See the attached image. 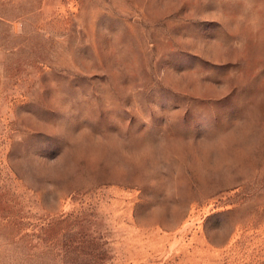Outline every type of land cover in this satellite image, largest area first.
I'll use <instances>...</instances> for the list:
<instances>
[{"label":"rangeland","instance_id":"obj_1","mask_svg":"<svg viewBox=\"0 0 264 264\" xmlns=\"http://www.w3.org/2000/svg\"><path fill=\"white\" fill-rule=\"evenodd\" d=\"M0 264H264V0H0Z\"/></svg>","mask_w":264,"mask_h":264},{"label":"crops","instance_id":"obj_2","mask_svg":"<svg viewBox=\"0 0 264 264\" xmlns=\"http://www.w3.org/2000/svg\"><path fill=\"white\" fill-rule=\"evenodd\" d=\"M1 99H2V85H1V82H0V103H1Z\"/></svg>","mask_w":264,"mask_h":264}]
</instances>
